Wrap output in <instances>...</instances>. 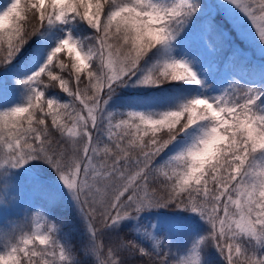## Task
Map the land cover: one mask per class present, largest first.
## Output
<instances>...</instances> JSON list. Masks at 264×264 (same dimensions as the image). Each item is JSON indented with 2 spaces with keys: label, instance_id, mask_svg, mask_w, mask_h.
Segmentation results:
<instances>
[{
  "label": "snow or ice",
  "instance_id": "6c2138e0",
  "mask_svg": "<svg viewBox=\"0 0 264 264\" xmlns=\"http://www.w3.org/2000/svg\"><path fill=\"white\" fill-rule=\"evenodd\" d=\"M227 2L264 44V0ZM198 13L200 0L0 7V264H264V91L186 98L225 39ZM124 89L169 100L120 110Z\"/></svg>",
  "mask_w": 264,
  "mask_h": 264
},
{
  "label": "rangeland",
  "instance_id": "374dc122",
  "mask_svg": "<svg viewBox=\"0 0 264 264\" xmlns=\"http://www.w3.org/2000/svg\"><path fill=\"white\" fill-rule=\"evenodd\" d=\"M200 3L204 7V13H211L212 22L222 30L225 39L222 50L217 53L204 51L205 64L212 63L215 69L211 74H207L206 69L201 71L199 76L202 85L189 84L184 87L186 93L215 97L228 90L229 86L238 90L251 88L257 92L264 91V81L261 80V74L264 73V44L256 37L250 22L238 9L228 4L227 0H200ZM204 13H198V16L203 19ZM181 52L182 49L173 55L180 59ZM234 52L238 54L234 55ZM221 66H224L222 69L228 73L222 75ZM217 80V84H213ZM132 90L137 93H129ZM149 90L151 96L146 97L145 94ZM155 91L153 93L151 89H124L120 94L124 96L116 100L114 107L123 110L126 103L133 102L134 106L142 110L157 111L168 103L169 94L156 89ZM12 98L19 99L15 95ZM158 211L167 214L162 209Z\"/></svg>",
  "mask_w": 264,
  "mask_h": 264
},
{
  "label": "trees",
  "instance_id": "16d2710c",
  "mask_svg": "<svg viewBox=\"0 0 264 264\" xmlns=\"http://www.w3.org/2000/svg\"><path fill=\"white\" fill-rule=\"evenodd\" d=\"M3 2V3H2ZM8 3V0H0V7H3V6H6V4ZM188 85H185L184 87H187ZM151 91L153 92V93H155L156 91H155V89H151ZM148 92V93H147ZM146 92V97H150L151 95H149V93H150V90L149 91H147ZM129 93H137L135 90H132V91H130ZM120 96H124V95H120ZM187 99H191V98H193V95H190V94H187V97H186ZM181 102H184V101H181ZM163 110H165V106L164 107H162L161 109H159V110H157V111H163ZM163 211H165V212H167L168 213V210L167 209H162ZM188 215V213H184V215Z\"/></svg>",
  "mask_w": 264,
  "mask_h": 264
}]
</instances>
